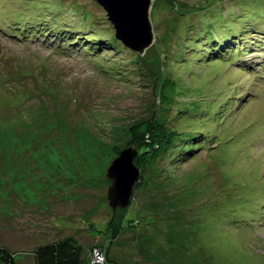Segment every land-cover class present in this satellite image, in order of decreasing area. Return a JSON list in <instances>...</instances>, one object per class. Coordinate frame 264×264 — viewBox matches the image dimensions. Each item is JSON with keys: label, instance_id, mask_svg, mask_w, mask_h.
I'll list each match as a JSON object with an SVG mask.
<instances>
[{"label": "rangeland", "instance_id": "rangeland-1", "mask_svg": "<svg viewBox=\"0 0 264 264\" xmlns=\"http://www.w3.org/2000/svg\"><path fill=\"white\" fill-rule=\"evenodd\" d=\"M151 22L140 55L101 45L115 30L94 0H0V247L17 264L67 237L84 264H264V0H152ZM151 119L165 147L114 212L108 169Z\"/></svg>", "mask_w": 264, "mask_h": 264}, {"label": "water", "instance_id": "water-1", "mask_svg": "<svg viewBox=\"0 0 264 264\" xmlns=\"http://www.w3.org/2000/svg\"><path fill=\"white\" fill-rule=\"evenodd\" d=\"M107 13L115 30V38L125 47L143 55L153 45L151 22L152 0H94ZM139 156L133 146L125 148L108 169L112 186L108 191L109 205L114 212L127 209L132 202L134 189L141 171L135 160Z\"/></svg>", "mask_w": 264, "mask_h": 264}, {"label": "trees", "instance_id": "trees-1", "mask_svg": "<svg viewBox=\"0 0 264 264\" xmlns=\"http://www.w3.org/2000/svg\"><path fill=\"white\" fill-rule=\"evenodd\" d=\"M168 1H170V4H176V0ZM101 45H104L107 50L109 49V47L114 49V47H116L117 45L121 46L120 41L116 40L115 37L111 38V40H109V42L106 44L102 42ZM138 127L140 128L138 129ZM135 129L136 132L134 137L136 136V149L139 153V156L135 160V163L141 171V177L139 180L140 183L145 175V168L147 163H149L148 159L155 161L158 152L163 147H165L164 143H166L167 141V131L164 125L157 122L155 119H151L146 123L139 124L135 126ZM175 134V139L179 141L178 144L188 141L185 133L182 132L179 134ZM169 137L174 138L172 136ZM175 151H177V148H175ZM174 152H172L171 148L168 150L169 154L173 155ZM175 156L173 155L172 158H174ZM139 183H137L135 189ZM227 211L228 209H226L224 213L225 216H227L229 213H227ZM83 249V246H81L74 237H67L36 248L33 252L34 261L35 264H84ZM203 259L204 264H210L205 258ZM0 264H17L13 252H11L9 249L0 247Z\"/></svg>", "mask_w": 264, "mask_h": 264}, {"label": "built area", "instance_id": "built-area-1", "mask_svg": "<svg viewBox=\"0 0 264 264\" xmlns=\"http://www.w3.org/2000/svg\"><path fill=\"white\" fill-rule=\"evenodd\" d=\"M99 248H101V247H99ZM94 251H95V255L93 256V258L91 260V264H104V258H103L102 250L96 249Z\"/></svg>", "mask_w": 264, "mask_h": 264}, {"label": "clouds", "instance_id": "clouds-1", "mask_svg": "<svg viewBox=\"0 0 264 264\" xmlns=\"http://www.w3.org/2000/svg\"><path fill=\"white\" fill-rule=\"evenodd\" d=\"M132 203V202H131ZM99 247H101V246H99Z\"/></svg>", "mask_w": 264, "mask_h": 264}, {"label": "bare ground", "instance_id": "bare-ground-1", "mask_svg": "<svg viewBox=\"0 0 264 264\" xmlns=\"http://www.w3.org/2000/svg\"><path fill=\"white\" fill-rule=\"evenodd\" d=\"M123 45V44H122Z\"/></svg>", "mask_w": 264, "mask_h": 264}, {"label": "flooded vegetation", "instance_id": "flooded-vegetation-1", "mask_svg": "<svg viewBox=\"0 0 264 264\" xmlns=\"http://www.w3.org/2000/svg\"><path fill=\"white\" fill-rule=\"evenodd\" d=\"M117 212V211H116Z\"/></svg>", "mask_w": 264, "mask_h": 264}]
</instances>
